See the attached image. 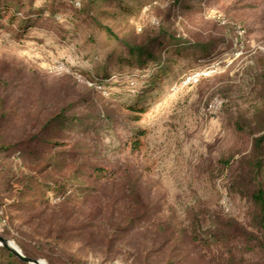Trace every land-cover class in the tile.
Segmentation results:
<instances>
[{
	"label": "rangeland",
	"instance_id": "rangeland-1",
	"mask_svg": "<svg viewBox=\"0 0 264 264\" xmlns=\"http://www.w3.org/2000/svg\"><path fill=\"white\" fill-rule=\"evenodd\" d=\"M170 3H142L140 16L132 18L138 31L166 27L207 49L181 55L156 85L136 64L110 59L116 44L90 21L76 19L68 5L60 7L55 19L45 15L24 35L0 30V108L5 102L23 122L4 129L8 136L23 137L66 102L87 98L88 104L75 112L105 118L102 129L88 135L91 156L121 174L139 176L146 198L162 206L157 219L179 230L201 223L206 232L228 219L249 228V204L229 186L262 125L264 0H187L185 7L174 9ZM45 4L35 3L40 8ZM111 73L114 82L107 90L92 88L91 78ZM131 78L136 86L130 85ZM138 101L145 113L127 107ZM137 115L140 120L134 119ZM138 128L147 135L140 137L136 151L131 142ZM20 224L0 218V236L19 249ZM66 248L76 259L61 252L58 263L38 259L47 264H133L110 261L80 243ZM234 254L240 258L243 253L237 249ZM221 255L226 263L229 253Z\"/></svg>",
	"mask_w": 264,
	"mask_h": 264
},
{
	"label": "trees",
	"instance_id": "trees-1",
	"mask_svg": "<svg viewBox=\"0 0 264 264\" xmlns=\"http://www.w3.org/2000/svg\"><path fill=\"white\" fill-rule=\"evenodd\" d=\"M62 1L46 0L40 8L36 0H0V30L16 29L24 35L45 15L55 19L60 7L68 5L76 19L90 21L95 31L116 44L110 59L143 68L152 85L165 78L181 55L207 49L166 27L147 26L138 31L132 18L140 16L142 3L160 0ZM186 2L171 0L170 7L183 8ZM112 73L91 78L92 88L107 90L106 85L114 82ZM131 79L130 85L136 86ZM87 104L84 97L66 102L44 118L39 128L33 130V125L20 138L8 136L4 129L16 121L17 126L23 125L17 110L1 104L0 218L21 222L22 236L17 242L26 256L58 263L61 252L76 259L77 254L69 253L66 246L80 243L110 261L117 258L133 264H264V114L251 151L229 186L231 193L249 204V228L228 219L202 232L201 223L179 230L157 219L162 206L146 198L139 176L121 174L91 156L88 135L100 131L105 118L75 112ZM127 107L136 113L147 111L139 101ZM145 135V129L136 130L133 150L140 149V137ZM237 249L243 253L240 258L234 254ZM208 252L211 260L206 259ZM224 252L229 253L226 263ZM0 264L29 263L0 245Z\"/></svg>",
	"mask_w": 264,
	"mask_h": 264
},
{
	"label": "water",
	"instance_id": "water-1",
	"mask_svg": "<svg viewBox=\"0 0 264 264\" xmlns=\"http://www.w3.org/2000/svg\"><path fill=\"white\" fill-rule=\"evenodd\" d=\"M0 245L4 246L8 250H10L13 254L17 255L21 260L29 263V264H42V260L31 258L26 256L21 249L15 246L13 243L9 242L4 237L0 236Z\"/></svg>",
	"mask_w": 264,
	"mask_h": 264
},
{
	"label": "bare ground",
	"instance_id": "bare-ground-1",
	"mask_svg": "<svg viewBox=\"0 0 264 264\" xmlns=\"http://www.w3.org/2000/svg\"><path fill=\"white\" fill-rule=\"evenodd\" d=\"M42 264H47L46 262L42 261Z\"/></svg>",
	"mask_w": 264,
	"mask_h": 264
}]
</instances>
